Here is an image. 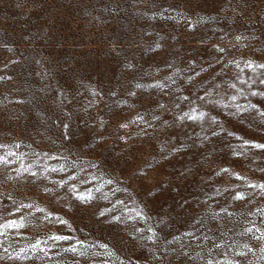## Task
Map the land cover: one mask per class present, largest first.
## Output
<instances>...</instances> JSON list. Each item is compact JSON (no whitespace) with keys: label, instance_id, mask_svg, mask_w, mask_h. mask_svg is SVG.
<instances>
[{"label":"rangeland","instance_id":"obj_1","mask_svg":"<svg viewBox=\"0 0 264 264\" xmlns=\"http://www.w3.org/2000/svg\"><path fill=\"white\" fill-rule=\"evenodd\" d=\"M247 61L264 64V0H0V144L21 154L0 164V212L13 209L12 195L17 207L33 203L56 214L45 220L46 213L22 208L0 218H27L0 236V264H205L201 257L220 239L231 247L214 249L217 259L227 251L240 264H264V241L245 231L248 222L264 223L257 212L264 191L248 188L264 182V149L243 143H264V116L247 107L264 109V96L250 94L264 91V69L253 72ZM240 87L244 95L231 101ZM205 92L211 96L197 99ZM195 106L218 123L178 119ZM21 162L37 176L17 175ZM59 164L66 171L43 173ZM62 178L91 189L93 198L78 200L67 185L57 186ZM236 191L247 195L234 199ZM104 208L111 211L102 217ZM187 232L211 239L198 242ZM53 233L72 239L49 240ZM37 239V251L27 249ZM245 243L255 253L239 256L234 249ZM70 245L86 254L66 251ZM9 246L26 248L28 258L9 260Z\"/></svg>","mask_w":264,"mask_h":264},{"label":"snow or ice","instance_id":"obj_2","mask_svg":"<svg viewBox=\"0 0 264 264\" xmlns=\"http://www.w3.org/2000/svg\"><path fill=\"white\" fill-rule=\"evenodd\" d=\"M189 27H193V25L190 24ZM237 39L239 40V39H241V37L238 36ZM157 47H160V45H157ZM216 47L218 48L220 53H224L226 51L224 48L219 47L218 45ZM232 63H235L237 68L240 67V65L238 63H236V61H232ZM129 67H132V65H129ZM245 67L249 68V69H252L253 72H255L257 67L261 68V69H264V64L256 65L253 61H247L245 63ZM262 75H264V73H262ZM0 79H3V77H0ZM189 79H191V78H189ZM237 79L240 80L242 85L243 84H248L249 88L251 89V84L249 83L248 80L242 79L240 77H237ZM173 83H175V81H173ZM259 83L261 85H264V79H260ZM155 86L156 87H160L162 89L164 87H166V85L161 84L159 81L156 83ZM136 87L137 88H141V87H143V85L142 84H137ZM230 87L232 89H237V85L235 83H230ZM244 92H245L244 87H240L236 94L231 95V97H230L231 101H233V102L237 101L239 96L244 95ZM250 94L253 95V96H256V95L264 96V91H260L258 89H253V90H251ZM93 95H96V90L95 89H93ZM112 95L115 96L116 93L113 92ZM131 95H135V93H131ZM210 96H211V92H205V94L203 96H198L197 99L203 101V100H206V98L210 97ZM180 99H183L184 101H188L189 100V96L185 95V96L180 97ZM207 103L208 104H212L213 101L208 99ZM220 103H221V106L224 107V108H228L229 107V105L227 103H223V102H220ZM160 106L163 107V105H160ZM175 107L177 109H180V104L176 103ZM233 107H235V109L238 112H242V111H246L247 110V109H245L244 107H242L238 103L233 104ZM247 107L251 108V109H257L259 111L260 115L264 116V109H259L257 105L249 103ZM153 118L154 119H159L158 117H153ZM136 119L137 120H143V117L137 115ZM178 119L180 121H184L185 119L191 120V121H200L201 123H203L205 120H207V121H209L212 124L218 123V117L217 116L209 115V113L207 111H205L203 108H200L199 106L190 107L188 111L181 110V114L179 115ZM164 123L167 124L168 121H164ZM100 126L103 127V123H101ZM119 126L121 128H127L128 124L121 123ZM62 127L64 129H67L69 126H68V124L64 123L62 125ZM220 130L223 131L222 126L220 127ZM212 135L215 136V135H217V133L216 132H212ZM229 135H234V133H229ZM122 139H123V137H122ZM205 139H207V137H205ZM243 143L245 145H252V146H254L255 148H258V149H264V143H258V142L253 141V140H243ZM0 149H8V151L4 155H0V164L7 165V164L13 163V160L11 159V157H16L17 160H20V158H21V154L12 151L11 148L8 145H6V144H0ZM176 150L177 149H175V148L172 149V151H176ZM52 158L55 159V157H52ZM91 166L92 167H96L95 164H92ZM31 167H32L31 165H29L27 167H24L23 163L21 162V168L17 169L16 173H17V175H20L22 171L23 172H31V177L35 178L37 176V173L36 172H32L31 171ZM49 169H50L51 172H64V171H66V165L65 164H59L58 166H48V165H46L45 168L43 169V173L45 175L48 174ZM221 171L227 172L228 169H221ZM233 175L236 176L238 179H247L246 177H242L240 175V173H238V172L233 173ZM72 179H75L74 174L69 176V180H72ZM93 179H95V177H93ZM55 183L60 188H63L65 185H67L68 188H69V192L71 194H73L78 200L86 201V200H91L93 198V194H92V190L91 189L85 190V191H81V190L78 189V186H77L76 183H70L69 184L68 180H65L63 178L58 180V181H56ZM81 183H83V181H81ZM106 183H113V181H106ZM102 186L103 185H101L100 187H97L96 191H100ZM248 188L249 189L258 188V189L264 191V182L256 183L254 181H251V182L248 183ZM44 191L45 192H50V191H52V189H49V188L45 187ZM225 191H227V189H225ZM246 195H247V191H236L235 192V196L233 198L237 199V200H242V199H244L246 197ZM7 199L12 202L14 207H13V209L11 211H8L7 209H5L3 212H0V218H2L4 215L11 216V212H19L22 208L33 209L34 211H38V212H41V213H46V215H44V217H43V219H45V220L49 219L53 215H56L55 213L47 211L46 209L40 207L39 205L33 204V203H27V204L21 203L17 207L16 206V201L13 199L12 195H8ZM104 199H108V196L105 195ZM117 203H121L122 204L123 201H117ZM67 206L71 207V205H67ZM110 211H111V209L104 208L103 210L99 211V215L103 217V216H105L106 213H108ZM220 211L221 212H227V209L220 208ZM257 212H259L261 214V216L264 217V209H259L258 208ZM138 215H143V214L142 213H138ZM228 215L231 216L232 213L229 212ZM249 215H252V213L250 212ZM217 216H218V213L213 211L212 218L215 219ZM26 219L27 218L24 217V216L19 217L18 220L17 219H13V218L4 219V222L0 223V236L4 235V233H5V231L7 229L23 228L25 226ZM112 219L113 220H119L120 217L119 216H113ZM57 220L60 223H64V224L68 223L66 220H60L59 216H57ZM197 223H202V222L198 221ZM248 223H250V227H248L245 231L248 232V233H252L253 234L252 235L253 239L258 240V241H264V223H262L260 227H257L255 223H251V222H248ZM147 231L152 233L151 235L147 236V239L149 241L155 242L156 241L155 230L152 229V228H148ZM185 235H187L188 237H190V238H192L194 240H197L198 242L201 240V238H202L203 241H210V239H211L208 235H204V234H202L201 237H198V236L194 235L193 232H187V233H185ZM70 239H72V238L69 237V236L59 235V234H56V233H53L51 236H49V240H52V241H65V240H70ZM177 239H179V237H177ZM232 243L235 244V241H233ZM40 244H41V241L39 239H37L34 244H28L27 245V249H30L31 251L36 252L37 249L39 248ZM76 244L83 246L85 244V242L82 241V240H76ZM198 246H199V243H198ZM225 246L231 247V245H226V241L223 240V239H220L218 242H213L212 243V247L207 249V256L206 257H201L202 259H205V264H240V261L238 259L228 258L227 251H224L222 253V255L224 256V260L223 261H221L220 259H217L213 255V250L214 249L218 250V249H221L222 247H225ZM10 248H11V246H9L8 249H4V253L8 257L9 260L27 259L28 258L26 248H20L18 251H16V250H11L10 251ZM99 248L105 250V253H103V254H108V255L111 254L110 251H108L109 246L107 244H103V243L99 244ZM183 248H184V246L182 245V249ZM39 250L45 256L48 254L46 247L45 248H41ZM66 251H71L73 253H76L77 251H79V254L81 256H84L86 254V249L81 248V249L78 250L75 245H70V247L68 249H66ZM234 251H236L239 256H246L248 254V252H253V254L255 253V250L247 243H245L242 246V248L234 249ZM259 251L261 253V258L264 259V243L261 244V246L259 248ZM98 254H100V253H98ZM185 255H187V251L186 250H185ZM93 264H95V262H93ZM101 264H109V261L108 260H104V261L101 262Z\"/></svg>","mask_w":264,"mask_h":264}]
</instances>
